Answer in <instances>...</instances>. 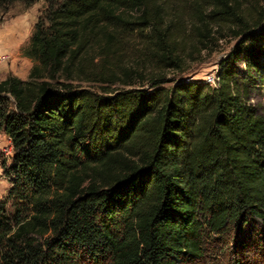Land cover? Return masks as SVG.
I'll return each mask as SVG.
<instances>
[{
    "label": "trees",
    "instance_id": "16d2710c",
    "mask_svg": "<svg viewBox=\"0 0 264 264\" xmlns=\"http://www.w3.org/2000/svg\"><path fill=\"white\" fill-rule=\"evenodd\" d=\"M17 1L39 0H0V14ZM46 3L28 79L0 82L14 150L0 264H204L211 237L264 251V107L251 103L264 73L252 52L236 66L249 38L264 41V14L248 21L228 0ZM221 23L243 43L219 83L169 78L194 31L210 40ZM133 41L138 63L113 86Z\"/></svg>",
    "mask_w": 264,
    "mask_h": 264
},
{
    "label": "rangeland",
    "instance_id": "374dc122",
    "mask_svg": "<svg viewBox=\"0 0 264 264\" xmlns=\"http://www.w3.org/2000/svg\"><path fill=\"white\" fill-rule=\"evenodd\" d=\"M193 1V0H185ZM230 4L237 8L239 14L243 15L248 21H255L262 14H264V0H228ZM46 0H39L31 6H27L22 2H14L9 10L4 14H0V29H5L9 35H14L23 38L20 47L18 45H12L2 48V38L0 36V52L10 53V57L6 61H0V82L6 78L9 73H13L17 76H23L28 79L30 69L28 62L26 63L24 55V49L29 45L31 40V35L35 23L29 22L21 25L20 22H3L12 20L13 18H18L21 15H30L32 19L41 14V11L46 7ZM189 29L192 28L189 18L186 17V22ZM234 30H237V26L233 24H213L209 27V31L213 33V37L210 40L204 39L195 30L194 36L191 38L186 45L187 48L184 52L185 61L180 69H173L168 71L169 78H176L178 80L186 79L189 80H200L208 82L209 79L218 77V72L220 70L222 62L227 59L234 49L243 43V37H236ZM22 31V32H21ZM256 33L259 31H264V23L257 29L254 30ZM207 33V28L205 30ZM13 33V34H11ZM24 33V34H22ZM205 40L207 48H205L204 43L199 40ZM135 41L127 45V50L121 51L119 53L118 61L116 64L110 65V70L112 73H116L112 76L115 78L117 83L113 86L122 87L121 80L126 79L124 74H122V68H132L138 62L135 61L136 57L133 55L132 47H134ZM136 45H139L137 43ZM140 46V45H139ZM243 51L240 58L236 62V66L240 73H244L246 70V58L249 53L252 52L257 54L259 60L262 63V70L264 73V41L255 42L252 38L244 43ZM29 58V57H28ZM33 64V62H32ZM32 66V65H31ZM19 73L16 74L14 70ZM21 72V73H20ZM24 72V73H23ZM27 73V74H26ZM20 74V75H18ZM21 78V77H20ZM210 84V83H209ZM212 84V83H211ZM98 85H92L97 90L100 91ZM172 83L166 84V86H171ZM140 86V85H138ZM148 84H145L144 88H148ZM252 104L258 107H264V89L255 90L251 100ZM11 146L10 138L0 130V166L4 170V177L0 178V199H4L8 193L9 188L12 186L11 178L9 174L5 171L6 165H10L13 155H8V152L4 149H8ZM206 258L204 264H236L235 262L240 261V264H264V251L258 245H252L247 249H240V253L234 252L232 247L227 244V242L220 241L218 237L209 238L206 242ZM238 259V260H237Z\"/></svg>",
    "mask_w": 264,
    "mask_h": 264
},
{
    "label": "crops",
    "instance_id": "0c3cea01",
    "mask_svg": "<svg viewBox=\"0 0 264 264\" xmlns=\"http://www.w3.org/2000/svg\"><path fill=\"white\" fill-rule=\"evenodd\" d=\"M3 22H20L21 25H24V24L29 23V22H34L35 23L36 22V17H34V19H32L29 14L28 15H24V16L21 15L18 18H13L12 20H8L7 19L6 21H3ZM11 34H13V33H11ZM22 34H24V33H22ZM0 36L2 38V43H1V47L2 48L6 47V45L12 47V45H14V44L18 45L20 47V45H21V43L23 41L22 40L23 38H20V37L14 36V35H9L8 32L5 29H0ZM23 59H25L26 63L28 62V64H29L28 68L30 69V67L32 65V60L30 58H28L27 56L23 57ZM14 71L16 72V74L19 73L17 70H14ZM18 75H20V74H18ZM19 77H21L22 79H25L21 75Z\"/></svg>",
    "mask_w": 264,
    "mask_h": 264
},
{
    "label": "built area",
    "instance_id": "2783aa9c",
    "mask_svg": "<svg viewBox=\"0 0 264 264\" xmlns=\"http://www.w3.org/2000/svg\"><path fill=\"white\" fill-rule=\"evenodd\" d=\"M10 53L8 52H0V61H6L10 57ZM208 83H212L211 85L216 86L219 83V77H214L208 80ZM2 150H0L1 152ZM4 151L8 152V155H13V145L11 143V146L8 149H4ZM4 170L2 169V166H0V178L4 177Z\"/></svg>",
    "mask_w": 264,
    "mask_h": 264
}]
</instances>
